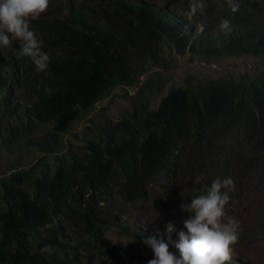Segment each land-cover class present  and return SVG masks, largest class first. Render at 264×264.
I'll return each instance as SVG.
<instances>
[{
  "label": "trees",
  "instance_id": "obj_1",
  "mask_svg": "<svg viewBox=\"0 0 264 264\" xmlns=\"http://www.w3.org/2000/svg\"><path fill=\"white\" fill-rule=\"evenodd\" d=\"M191 2L50 0L31 22L50 56L47 71L21 55V41L0 49V152L31 157L0 174V264H87L86 252L96 257L90 264H147L131 244L107 237L112 228L142 245L163 240L178 255L162 221L184 227L187 184L197 196L213 180L230 179L226 210L235 209L238 187L264 164V67L172 87L156 106L151 89L168 78L141 77L158 64L164 43L192 61L251 55L264 62V0H239L234 14L226 0H205L188 19ZM225 18L233 26L227 36L218 28ZM120 86L137 89L132 109L113 120L97 103ZM159 183L166 190L153 198ZM146 200L143 224L122 218Z\"/></svg>",
  "mask_w": 264,
  "mask_h": 264
},
{
  "label": "rangeland",
  "instance_id": "obj_2",
  "mask_svg": "<svg viewBox=\"0 0 264 264\" xmlns=\"http://www.w3.org/2000/svg\"><path fill=\"white\" fill-rule=\"evenodd\" d=\"M262 61V58L253 57L251 55H244L238 58L225 57L218 60L208 61H202L196 58L195 61H192L189 53L180 54L172 46L164 43L162 44V54L158 60V64L155 67L150 68L141 79L144 81L150 76L158 83L159 72H163L165 77L168 78V82L164 88L159 89L157 86H154L153 89H151V94H153L152 105L156 106L160 99L172 87L183 86L186 83L194 85L198 81L206 78L239 75L246 71L255 74L263 71L264 62ZM125 89L129 90L130 95L126 94ZM136 89L137 87L128 88L126 86L115 88L107 98L97 103L98 110L102 107H106L108 115L113 120L118 119L124 114V110L132 109L133 103L131 97ZM87 119L88 117L79 122L76 132H80L83 127L87 125ZM42 132L43 131L38 134H41ZM70 140L75 145L78 144V140L74 136L70 137ZM20 152L22 155H20L18 151L9 153L4 149L1 150L0 174L11 163H17V165H28L30 163L31 157L28 156L25 151ZM261 161L264 162L263 160ZM256 171L259 174H255L250 178V181H247L243 185L245 188L249 187L250 191L245 192L244 187H242L241 190L238 187V191H240L238 196L243 198L239 200L237 204L231 206L235 208L234 210H226L227 216L233 217L237 221L239 219L241 220L240 229H242L243 232L240 234L244 233V240L242 241L239 239L238 242L232 246V258L234 261L231 264H240L241 262L244 264H264V164L258 165ZM170 186L168 185L166 187L168 188ZM163 190L166 189L159 183L154 187L151 196L153 198L157 195L161 196V191ZM183 192H185V195L182 198L183 203L191 200V198L196 195V190H193L188 184ZM132 206L125 208L121 216L125 220L130 219L132 215L136 216L132 221L130 220L129 223L139 227L140 224H143L149 218V200H146L143 203L139 202L137 205H134L135 207ZM137 207H139V210ZM162 222L165 226V228H163V232L166 234L165 239L167 241H177L178 237L174 235L175 230L171 233H168L166 230V226L169 222H171L174 227H176L175 225H177V222L169 219ZM75 230H77L76 227L73 228V231ZM72 236H74V233ZM107 237L113 241H122L125 245L131 244L133 249L142 255L144 263H147L148 259L143 248L151 249L149 246L135 242L134 238L127 239L120 233L118 228H112L109 230L107 232ZM236 245L238 246L235 247ZM49 251L53 252L54 249ZM75 254L77 253H72V256ZM92 256V253L86 252V258L83 259L82 262L90 264ZM151 258H153V256ZM93 260H96L95 255L93 256ZM93 264H96L95 261H93Z\"/></svg>",
  "mask_w": 264,
  "mask_h": 264
},
{
  "label": "clouds",
  "instance_id": "obj_3",
  "mask_svg": "<svg viewBox=\"0 0 264 264\" xmlns=\"http://www.w3.org/2000/svg\"><path fill=\"white\" fill-rule=\"evenodd\" d=\"M226 2L231 13L239 10V0ZM49 3L50 0H0V49L21 41V55L30 57L38 72L48 70L50 56L42 50L31 22L47 12ZM204 9L205 0H192L188 19ZM218 28L227 36L233 31L232 21L222 19ZM200 30L203 31V26ZM231 185L230 179L213 180L203 194L193 196L190 203H182L181 210L189 213L183 220L184 227L175 230L171 222L166 226L168 233L175 230L178 237V242L172 241L178 255L169 251L168 243L149 237L143 241L153 252L147 264H228L232 260V246L239 240L240 227L239 221L226 213ZM226 188L229 191H223Z\"/></svg>",
  "mask_w": 264,
  "mask_h": 264
},
{
  "label": "water",
  "instance_id": "obj_4",
  "mask_svg": "<svg viewBox=\"0 0 264 264\" xmlns=\"http://www.w3.org/2000/svg\"><path fill=\"white\" fill-rule=\"evenodd\" d=\"M11 171H13V170H11ZM9 173V172H8ZM3 176V175H2Z\"/></svg>",
  "mask_w": 264,
  "mask_h": 264
}]
</instances>
